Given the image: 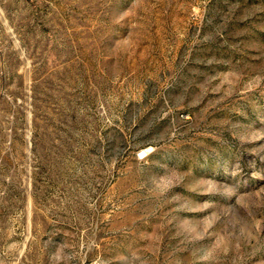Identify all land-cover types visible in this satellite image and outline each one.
Segmentation results:
<instances>
[{"label": "rangeland", "instance_id": "rangeland-1", "mask_svg": "<svg viewBox=\"0 0 264 264\" xmlns=\"http://www.w3.org/2000/svg\"><path fill=\"white\" fill-rule=\"evenodd\" d=\"M0 264H264V0H0Z\"/></svg>", "mask_w": 264, "mask_h": 264}, {"label": "built area", "instance_id": "built-area-1", "mask_svg": "<svg viewBox=\"0 0 264 264\" xmlns=\"http://www.w3.org/2000/svg\"><path fill=\"white\" fill-rule=\"evenodd\" d=\"M150 152L151 150L143 149L142 151H140L139 157L141 159H147L149 157Z\"/></svg>", "mask_w": 264, "mask_h": 264}]
</instances>
